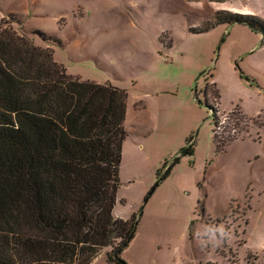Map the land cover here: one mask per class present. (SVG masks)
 <instances>
[{
	"label": "rangeland",
	"instance_id": "1",
	"mask_svg": "<svg viewBox=\"0 0 264 264\" xmlns=\"http://www.w3.org/2000/svg\"><path fill=\"white\" fill-rule=\"evenodd\" d=\"M242 7L264 20V0H0V28L60 36L63 47L35 42L74 77L128 90L115 215L144 206L122 254L130 264H264V194L240 181L264 159V35L241 24L190 32ZM214 130L243 143L217 151ZM190 137L193 156L144 202ZM210 225L224 235L209 240Z\"/></svg>",
	"mask_w": 264,
	"mask_h": 264
},
{
	"label": "trees",
	"instance_id": "2",
	"mask_svg": "<svg viewBox=\"0 0 264 264\" xmlns=\"http://www.w3.org/2000/svg\"><path fill=\"white\" fill-rule=\"evenodd\" d=\"M8 24L0 28V264H91L102 253L108 264H130L122 254L144 206L128 219L114 215L128 90L74 77L35 42L63 47L60 36L20 27L23 36ZM224 24L264 35V20L227 10L190 32ZM205 98L210 107L207 90ZM192 140L164 162L144 202L182 156H193ZM235 140L214 130L217 151Z\"/></svg>",
	"mask_w": 264,
	"mask_h": 264
},
{
	"label": "crops",
	"instance_id": "3",
	"mask_svg": "<svg viewBox=\"0 0 264 264\" xmlns=\"http://www.w3.org/2000/svg\"><path fill=\"white\" fill-rule=\"evenodd\" d=\"M213 10H216V9H213ZM212 10V11H213ZM237 10H244L242 13L243 14H246V13H251V14H255V13H253L252 11H249L248 9H246V8H244V7H242V8H239V9H235L234 11L235 12H238ZM239 12H241V11H239ZM229 26H233V25H229ZM260 114H262V113H260ZM243 115V114H242ZM256 115V114H255ZM255 115H253L254 117H255ZM244 116V115H243ZM258 129V128H257ZM262 130V129H261ZM246 137V136H245ZM243 138V137H242ZM238 139H240V137L239 138H237L235 141V143L232 145L235 149H238L239 147H237V146H235V145H239V144H241V143H243V141L241 142V140H238ZM238 140V141H237ZM231 146V147H232ZM230 147V148H231ZM260 157L261 156H256V159H255V163H254V165H253V167L255 168L256 167V171H257V174H255V175H252V174H250V175H248L247 177H242L241 175H240V181L244 184V187H246V184L247 183H249V185L251 184V183H255V180H256V184H257V186L259 187V189H260V192L262 193V194H264V159H260ZM254 176H256L257 178H255ZM240 187H241V185H240ZM115 212H116V206H115V208H114V215H115ZM116 216V215H115ZM117 217V216H116ZM119 218H123V219H126V218H124V217H122L121 215H119ZM94 262V261H93ZM92 262V263H93ZM91 263V264H92Z\"/></svg>",
	"mask_w": 264,
	"mask_h": 264
},
{
	"label": "clouds",
	"instance_id": "4",
	"mask_svg": "<svg viewBox=\"0 0 264 264\" xmlns=\"http://www.w3.org/2000/svg\"><path fill=\"white\" fill-rule=\"evenodd\" d=\"M217 233H219L220 235H224V231H223V226H207L204 229L203 235L205 237H207L209 240H213L216 238Z\"/></svg>",
	"mask_w": 264,
	"mask_h": 264
},
{
	"label": "built area",
	"instance_id": "5",
	"mask_svg": "<svg viewBox=\"0 0 264 264\" xmlns=\"http://www.w3.org/2000/svg\"><path fill=\"white\" fill-rule=\"evenodd\" d=\"M216 128H217V127H216ZM221 129H222V128H221ZM221 129H220V130H221ZM220 130H218V131H220ZM231 132H232V133H235V132H236V129L231 128Z\"/></svg>",
	"mask_w": 264,
	"mask_h": 264
}]
</instances>
